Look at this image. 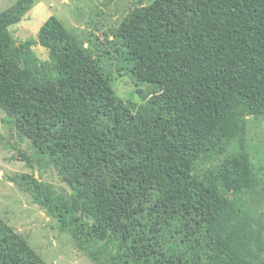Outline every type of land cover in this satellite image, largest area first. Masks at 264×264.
I'll return each instance as SVG.
<instances>
[{"label":"trees","instance_id":"trees-1","mask_svg":"<svg viewBox=\"0 0 264 264\" xmlns=\"http://www.w3.org/2000/svg\"><path fill=\"white\" fill-rule=\"evenodd\" d=\"M31 6L0 11V108L70 187L23 175L60 229L95 264H264L242 199L259 171L247 150L220 157L245 116H264V0L135 8L118 36L134 76L154 86L138 89L140 103L56 16L18 45L10 27ZM0 264L49 263L0 216Z\"/></svg>","mask_w":264,"mask_h":264},{"label":"rangeland","instance_id":"rangeland-1","mask_svg":"<svg viewBox=\"0 0 264 264\" xmlns=\"http://www.w3.org/2000/svg\"><path fill=\"white\" fill-rule=\"evenodd\" d=\"M19 0H0V11L14 6ZM31 8L23 19L10 27L20 44L38 37L41 26L51 16L58 17L68 30L98 61L111 78L116 92L125 100L140 103L139 88L154 87L139 81L132 72L133 60L129 49L118 36L123 19L135 8L152 0H30ZM33 50L41 60L49 59L48 49L40 44ZM243 136L226 140L221 159L247 150L259 171L260 184L242 195L245 208L253 218L257 235L264 245V116H245ZM211 162L203 164L209 171ZM50 183L70 193L52 165L38 162V153L31 140L22 137L15 125L0 108V216L24 236L49 264H95L69 232L62 231L58 219L35 200L28 179ZM264 257V248L262 250Z\"/></svg>","mask_w":264,"mask_h":264},{"label":"water","instance_id":"water-1","mask_svg":"<svg viewBox=\"0 0 264 264\" xmlns=\"http://www.w3.org/2000/svg\"><path fill=\"white\" fill-rule=\"evenodd\" d=\"M18 45H20V44L18 43Z\"/></svg>","mask_w":264,"mask_h":264}]
</instances>
